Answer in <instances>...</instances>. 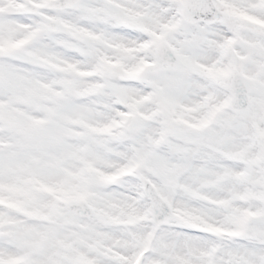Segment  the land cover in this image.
<instances>
[{
	"label": "rangeland",
	"instance_id": "1",
	"mask_svg": "<svg viewBox=\"0 0 264 264\" xmlns=\"http://www.w3.org/2000/svg\"><path fill=\"white\" fill-rule=\"evenodd\" d=\"M14 1L15 8L7 10L0 0L6 17L0 25L7 29L0 32V56L6 60L0 61V199L17 212L0 210V264H130L145 244L151 250L143 264H156L158 253L187 254L160 264H264V0H250L253 9L246 1L213 0L225 14L214 25L184 22L177 0L171 18L163 9L152 10L149 0H83L50 15L59 23L57 33L44 28L49 14L24 13L25 2L45 0ZM102 31L105 43H87L85 32ZM248 40L259 47H250ZM161 43L189 73L168 68L156 74L142 70L135 77L124 73L137 61L133 72L152 61ZM127 58L131 62L122 70L120 61ZM235 72L246 79L250 112L218 111L214 132L193 131L189 139L183 122L192 116L182 115L179 107L186 99L197 101L201 116L207 102L223 108ZM208 76L219 82L211 85ZM192 77L186 89L170 90L169 79ZM80 78L87 83L78 85ZM145 96L149 100L141 104ZM147 122L146 134L137 139ZM168 123L178 132L169 134ZM185 147L205 166L210 159L217 164L238 160L242 166L228 172L226 189L230 199L242 195L245 205L229 200L196 209L195 195L214 204L221 197L207 195L201 185L191 195L177 189L179 175L168 168L181 162L177 153ZM228 147L231 159L224 155ZM134 163L176 215L160 233L151 232V203L139 174L131 171ZM215 166L208 172L213 177L229 170L215 171ZM121 169L131 174L107 181ZM210 185L208 190L215 189L212 179ZM75 199H84L96 216L81 219L67 211L65 203Z\"/></svg>",
	"mask_w": 264,
	"mask_h": 264
},
{
	"label": "bare ground",
	"instance_id": "2",
	"mask_svg": "<svg viewBox=\"0 0 264 264\" xmlns=\"http://www.w3.org/2000/svg\"><path fill=\"white\" fill-rule=\"evenodd\" d=\"M138 1L141 4H145L146 3L145 0H138ZM237 1L239 3H243V2L246 1V5L253 9V7H252L253 3H251L250 0H237ZM3 2L5 3V8L7 10L14 9L15 6L17 5V3L14 0H3ZM175 4H176V1H173V0H169V1H166V0H149V7H151L152 10L153 9L154 10L163 9L164 13L166 14V16H165L166 18H171L172 12H173L172 11V6H174ZM116 7H118V8L121 7L123 12H125V11L128 12L126 7H124L122 5L121 6L116 5ZM257 7L258 6H255L254 10H257L258 9ZM153 12H155V11H153ZM4 15H5V13L0 11V20H2V21L5 20L6 17L4 18ZM169 25H170V23H168V26H166V27L169 28L170 30L176 29L175 27H169ZM5 31H7V29L3 28L0 25V32L5 33ZM104 35H105L104 31H102V32H100V33H98L96 35L89 34V32L88 33L85 32V37H86V41H87L88 44H91V43H93L95 41H100L101 43H105V42H103L104 41ZM205 40L206 39L204 38V43L206 44ZM226 40H228V38H226ZM252 42L253 41L248 40V43H249L250 47H252V48L253 47H259V43H256V42L252 43ZM107 47L109 49H113L110 45L107 46ZM261 48H262V54L264 55V42H263V46ZM201 55H203V54H199V56H201ZM130 59L131 58H127L125 61H120V65L119 66L121 67L122 70L127 65L130 64V62H131ZM0 61L4 62L6 60H4L2 56H0ZM95 66H97V65H95ZM213 66H214V64H212V67ZM134 67H135V65L132 64L129 68H126L124 70V73H128L129 76H131L132 75L131 71L134 69ZM199 70H200V73H201V71H202L201 67H199ZM96 71H97V69H94L93 72L89 73V74L93 75ZM83 76L87 77V75H85V74H83ZM87 80L88 79L80 78V79L77 80V83H78V85H79V83L85 84V83H87ZM118 80L119 79H117V81ZM169 82H170V85H169L170 86V90L178 91L179 89H186V87L188 85L193 84V77H192V79H190V81H186V80L185 81H177V80L171 78V80L169 79ZM216 82L217 83L219 82V78L218 77L208 76V83H211V85H215ZM86 88H88V86H86ZM145 88H148V86L145 87ZM188 89L184 90L183 92L187 93ZM148 100L149 99H147L146 96H145V98H143L141 104L147 103ZM201 109H202V105L199 102H197V101L193 105V100H191V99H186L185 103L182 104L179 107V109H178V112L184 113L182 115H190V116H192V118L191 117H186L187 120H184V122H183V124L185 125L184 128H185V130H186V132H187V134L189 136V139L193 140V131L194 132L195 131L196 132H202L203 131L205 133V135L209 134L210 132H214L215 131V129L213 128L212 125L215 122L216 117L220 114V112H218L216 114V117H215L214 121L209 126H206V127L201 126L200 128L193 127V114L197 115L198 122H200L202 120ZM205 115H206V112H205ZM148 125H149V122L144 123L140 127L139 131L137 132V136L139 137L137 139H140L141 137H144V134H146L145 129L147 128ZM229 150H230V148H229ZM233 151H236V149L234 148ZM182 152H183L182 154H180L179 152L177 153V156H180V158L182 159V160H180L181 162H177V163L173 162V164L171 165L170 168L166 167V168L170 169L169 173L172 174L173 176H178L179 175V179L176 182L177 189H179L182 192L185 191L186 193L184 195H191V191L193 192V187H196L195 190L199 191L198 187L201 185L202 190L204 192H206V190L209 187H208V185H206L208 182H207V180L205 178L211 179L212 176H213V175L205 174V172H207V173L208 172H210V173L212 172V169H209V167H211V162L208 161L209 165L205 167V171L203 172L200 169V166L203 167L204 162H202V164H201V163H197V161H193L192 150H189L188 148L185 147V148L182 149ZM173 154L176 156L175 152H173ZM185 163H186V165H190L191 167L185 168ZM195 167H198V168H195ZM217 168H219V167L217 166ZM119 173L122 174V172H119ZM198 173L199 174L201 173V175L199 176ZM215 175H216V177H218V180H219V182H217V184H215V188L220 191L226 186V184L222 180L223 173L219 171L218 174H215ZM222 193L225 194V191H223ZM197 200H198V197L195 195V208H197V207L202 208V207L206 206L205 203H202L201 201L197 202ZM208 207H209V209H211V206H210L209 203H208ZM171 232L172 231L170 229L169 230H165L163 232V235L164 236H168ZM136 235H138V233H136L134 235V237H136ZM148 248H144V249H146L145 256L142 257V258L138 256L136 258V261H135L134 264H143L147 260L148 255H149L148 253L150 252V250H148ZM186 256H187L186 253H180V254H178L176 256H172V257L170 255L163 256L162 253H160V254L158 253L156 255L155 259H156V264H158V263L160 264L164 259H166V262H168L170 260L175 261L177 258H184Z\"/></svg>",
	"mask_w": 264,
	"mask_h": 264
},
{
	"label": "water",
	"instance_id": "3",
	"mask_svg": "<svg viewBox=\"0 0 264 264\" xmlns=\"http://www.w3.org/2000/svg\"><path fill=\"white\" fill-rule=\"evenodd\" d=\"M77 1L78 0H74L71 2H67L66 4L64 3L63 5H65L66 7H71ZM197 2L200 3L202 7V11H197L196 9ZM210 8H211L210 0H185V4L183 6L184 17L191 22H198V21L213 22L218 19H223V17L221 18L218 13H216V16L220 18H215ZM158 53H159L158 60L156 61V64L151 67L150 69L151 72L160 71L165 64H168L171 68L175 70L187 71V69L183 65H181L176 60V58L170 53V51L166 46H162L159 49ZM231 92L236 98L239 97V100L237 102L231 103L233 109L237 112H242V111L246 112L249 108V101L247 98L248 91L245 86L244 80L240 75L234 76ZM169 130L175 131V128L173 126H170ZM142 181L145 184L146 193L153 201L154 216L157 219L162 220L160 223L157 224V227H159L161 224H164L167 219L171 218V215L169 214V208L162 198L154 194L153 187L150 185V183L145 179H142ZM0 207L9 209V207L3 204H0ZM69 207L71 208L72 211H75L78 214H82L83 216L86 217L91 216V211L79 201L72 202L69 205Z\"/></svg>",
	"mask_w": 264,
	"mask_h": 264
}]
</instances>
